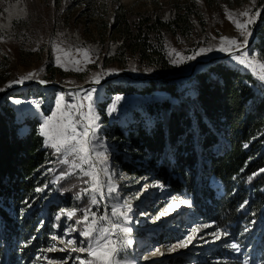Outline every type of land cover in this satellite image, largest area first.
Masks as SVG:
<instances>
[{
	"label": "rangeland",
	"instance_id": "rangeland-1",
	"mask_svg": "<svg viewBox=\"0 0 264 264\" xmlns=\"http://www.w3.org/2000/svg\"><path fill=\"white\" fill-rule=\"evenodd\" d=\"M190 3L195 5L205 27L202 30L195 21L189 39L166 37L169 63L175 76L187 73L190 66L199 60L228 52L218 50L221 37L244 41L245 38L240 36L225 13H231L243 21L246 18L241 13L257 12L253 1L0 0V82L4 81L8 85L37 80L63 88H75L101 82L121 72L132 77L156 76V70L148 63L140 62L136 56L117 55L115 47L118 42L98 29L107 22L106 12L111 15L118 6L127 9L132 15L149 13L168 20L175 6ZM23 20L28 23L26 28L20 32L13 31V23ZM255 22L248 26L251 36ZM251 36L247 38V44ZM85 52L88 53L87 57ZM247 53L254 62H263L252 50ZM229 63L245 68L233 57L229 58ZM30 73L34 75L24 79ZM31 88L29 95L15 99L14 103L18 111L39 119V131L46 118L53 113L59 116L66 105L78 106V111L72 112L78 125L87 123L78 112L87 115L91 106V114L97 117L93 121L94 132L90 133L95 149L92 158L97 163L94 169H88L86 164L82 166L91 171H96L97 167L100 179L112 184L116 191L109 194L105 188V196H98L97 202L93 204L92 194L86 191L91 187V179L83 176L79 166L73 167V164L80 165V161L74 156L57 153L48 146L46 137L42 135L45 146L55 160L44 171L47 179L38 192H47L52 197L56 195L54 203L60 208L48 216L41 211L36 225H29L34 227L33 233L23 232L18 237H12L11 245L18 256L17 264H49L50 260L52 264H81V261L87 264L89 260H94L88 255V241L80 235L86 227L85 213L89 220L95 216L98 224L102 223L99 217L109 215L112 224L116 225L110 234L113 246L124 242L121 226L132 229L128 237L132 239V244L123 247L118 253V264H264V238L261 240L259 231L254 230L253 222L242 223L240 227L220 225L208 209L199 211L185 190L177 192L159 180L127 175L112 164L110 148L113 145L102 135L100 123L98 105L104 99L100 87L94 88L96 91L90 99L85 98L88 90L80 92V103L69 93L60 90ZM165 95L162 92L154 93L152 97L146 94L142 97L114 95L109 98L111 102L106 112L121 127H125L131 123L133 108L160 100ZM79 130L82 131V127ZM101 158H105L103 162H100ZM206 182L215 196L221 195V184L212 177L206 178ZM63 193H69L78 204V210L74 211L75 215L71 219L66 212L72 210L58 199ZM126 206L130 211L126 212L128 223L124 225L122 218L110 214L113 209L124 212ZM242 212L247 214V208H243ZM112 224L104 226L111 227ZM184 241H187L186 246H181ZM232 243H236L239 250L231 248ZM53 246L55 250L49 251Z\"/></svg>",
	"mask_w": 264,
	"mask_h": 264
},
{
	"label": "trees",
	"instance_id": "trees-1",
	"mask_svg": "<svg viewBox=\"0 0 264 264\" xmlns=\"http://www.w3.org/2000/svg\"><path fill=\"white\" fill-rule=\"evenodd\" d=\"M252 1L256 11L264 6V0ZM106 20L98 30L118 42L115 53L136 56L164 78L174 76L166 37L189 39L195 21L205 27L192 3L175 6L168 20L149 13L132 15L120 6L111 15L106 12ZM27 24L18 21L12 29L20 32ZM252 52L264 62V14ZM6 85L0 82V90ZM99 89L104 93L98 105L102 135L113 145L115 167L130 176L159 180L177 192L185 190L198 210L208 209L220 225L253 222L263 240L264 88L246 66L227 59L198 67L187 80L138 83L121 78ZM30 92L32 88L18 90L0 101V264H17L12 237L33 233L29 225H36L41 211L48 216L60 208L56 195L37 191L55 160L40 134V121L14 103ZM157 92L166 95L133 108L125 127L106 112L114 95L152 97ZM210 177L220 182L221 195L208 187ZM59 196L66 208L78 210L69 193Z\"/></svg>",
	"mask_w": 264,
	"mask_h": 264
},
{
	"label": "snow or ice",
	"instance_id": "snow-or-ice-1",
	"mask_svg": "<svg viewBox=\"0 0 264 264\" xmlns=\"http://www.w3.org/2000/svg\"><path fill=\"white\" fill-rule=\"evenodd\" d=\"M225 15L235 25L240 36H243L245 39L242 42H238L233 38L221 37V47L218 50L228 51L229 54L238 61V63L250 68L254 75H257L260 80H264V62H254L253 60L249 59L248 53L246 51H242L241 56L234 55L235 51H240L246 48L247 38L251 36V30L248 26L255 22L256 18L259 16V12L245 11L241 13L240 15L246 18L243 21L237 19L231 13L226 12ZM84 55L87 57L88 53L85 52ZM192 58L193 57H187V59ZM32 75L34 74L30 73L27 77H24V79L31 78ZM95 91L96 89L94 88L88 90L85 98L90 99L92 93ZM60 99L62 101L63 97ZM16 102L19 103V101ZM57 107L59 108L60 105L58 104ZM73 111H78V106L66 105L59 113V116L57 113H53L51 117H48L44 120L40 129V134L46 137L48 146L54 148L57 153H64L69 156H74L80 161V165L73 164V167L79 166L83 176L89 177L91 179V187L86 191H90L92 194V203L95 204L97 202L98 196L101 198L105 196V188L109 194L115 192L116 189L107 181H102L100 179L99 172L83 168L82 165L86 164L88 165V169H94L97 163V161H94L92 158L95 149L90 139V133L94 132L93 121L96 120L97 117L91 114V106H89V113L87 115L78 112V115L88 122L78 125L76 117L72 115ZM53 121L55 123H53ZM81 127L83 129L82 131L79 130ZM96 155H99V153H96ZM104 159L105 158H101L100 162H103ZM101 171H104V169H101ZM40 190L41 189L39 188L37 189V191ZM127 211H130V208L127 206L124 212H117L116 209H113L110 215L112 217L122 218V223L126 225L128 223V217L126 214ZM66 215L69 219H71L75 215V212L68 211L66 212ZM99 220L102 223L98 224L97 218L95 216L89 220L87 213L84 214V223L86 227L80 232V235H82L85 240L88 241V255L94 257V260H89L87 264H118V260L116 259L118 253L123 247L132 244V239L128 238L130 237L132 229L128 226H121L120 232L124 234V242L122 245L113 246L110 234L113 232V228L116 227V225L112 224L108 214L99 217ZM105 224H112V226L105 227ZM216 235L219 237V233ZM53 239L55 240L56 237L54 236ZM190 239L191 237H189V240ZM186 243L187 241L181 242V246H186ZM230 247L239 250V246L236 243H232ZM54 250V246L49 249V251ZM76 250L77 249H73V251ZM79 250L83 251L84 249ZM49 264H52L51 260L49 261ZM81 264H85V262L81 261Z\"/></svg>",
	"mask_w": 264,
	"mask_h": 264
},
{
	"label": "water",
	"instance_id": "water-1",
	"mask_svg": "<svg viewBox=\"0 0 264 264\" xmlns=\"http://www.w3.org/2000/svg\"><path fill=\"white\" fill-rule=\"evenodd\" d=\"M264 14V6L262 7V9H260V12H259V16L254 24V27H253V30H252V36L246 46V48L240 50V51H235L234 52V55L235 56H241L242 54V51H250L252 50V47L254 45V41H255V36H256V28H257V25L259 24L262 16ZM233 57L232 55L229 54V52H225V53H222V54H219L217 56H214L212 58H209V59H206V60H199L195 63H193L189 70L187 71V73L185 74H182V75H174L172 77H167V78H164L162 76H151V77H132L130 75H128L127 73H124V72H121V73H117L109 78H106L104 80H102L101 82H98V83H89V84H86V85H83V86H80V87H71V88H63L59 85H56V84H53V83H42L40 81H37V80H30V81H27V82H15V83H12V84H8L6 85L4 88H2L0 90V101L4 98H7L8 95H10L12 92H15V91H18V90H22V89H27V88H31V87H37V88H42V89H53L55 91L57 90H60V91H63V92H66V93H69L70 91L71 92H84V91H87L89 89H92V88H98V87H103L105 86L106 84H108L109 82H112L116 79H121V78H124V79H127V80H130L132 82H138V83H143V82H150V81H169V82H175V81H180V80H187L189 78H191L193 76V74L195 73L196 69L198 67H201V66H204V65H207L209 63H212V62H222V61H225L229 58ZM248 68V67H247ZM249 71L252 73V75L255 77V79L262 85V87L264 88V81L263 80H260L258 78L257 75H254L252 70L250 68H248ZM96 171L98 172V168L96 167ZM101 175V174H100ZM102 176V175H101Z\"/></svg>",
	"mask_w": 264,
	"mask_h": 264
},
{
	"label": "bare ground",
	"instance_id": "bare-ground-1",
	"mask_svg": "<svg viewBox=\"0 0 264 264\" xmlns=\"http://www.w3.org/2000/svg\"><path fill=\"white\" fill-rule=\"evenodd\" d=\"M8 18H10V16L8 17ZM80 93L79 92H69V95L70 96H73L74 97V99L78 102V103H80V101H79V98H78V95H79ZM215 179V178H214ZM216 180V182L218 183V184H220L219 183V181L217 180V179H215Z\"/></svg>",
	"mask_w": 264,
	"mask_h": 264
}]
</instances>
